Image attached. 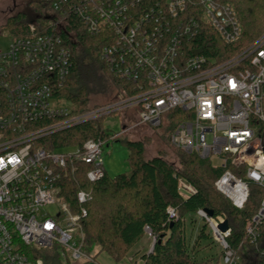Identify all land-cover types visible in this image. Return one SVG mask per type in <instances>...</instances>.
Listing matches in <instances>:
<instances>
[{"label":"built area","instance_id":"obj_1","mask_svg":"<svg viewBox=\"0 0 264 264\" xmlns=\"http://www.w3.org/2000/svg\"><path fill=\"white\" fill-rule=\"evenodd\" d=\"M72 14L90 34L105 33L101 59L117 77L133 83L134 94L79 113L54 95L55 84L65 82L72 67L64 39V34L74 36ZM204 23L226 45L244 35L230 2L56 0L45 20L29 24L30 35L12 37L8 49L0 50V264H46L38 251L54 248L62 249L57 256L69 264H99L83 245L91 192L79 190L75 212L60 196V183L77 172V162L90 166L89 181L103 178L105 141L52 149L43 140L119 111L132 109L140 125L158 128L179 111L171 143L224 168L215 184L236 207L246 205L252 184L264 189V32L219 60L193 53L191 43ZM179 180L181 194L196 193L193 184ZM52 205H59L56 214L49 211ZM198 216L222 250L221 264H244L228 242L231 227L219 228L226 216L205 209ZM263 222L264 199L247 224L253 243L261 238Z\"/></svg>","mask_w":264,"mask_h":264},{"label":"trees","instance_id":"obj_2","mask_svg":"<svg viewBox=\"0 0 264 264\" xmlns=\"http://www.w3.org/2000/svg\"><path fill=\"white\" fill-rule=\"evenodd\" d=\"M56 0H34L30 7L35 12H19L8 17L0 31L13 37L30 35L29 24L42 22L53 10ZM232 3L244 26L240 41L226 45L213 29L203 24L199 35L193 39V53L205 54L217 59L235 55L252 44L264 32V0H217ZM67 2V1H66ZM67 3L64 9L67 8ZM71 27L74 36L64 34L66 45L72 52V67L65 82L56 83L54 95L71 102L74 113L108 103L118 97L136 92L133 83L117 77L101 59V51L108 43L105 33L92 35L87 32L80 18L72 14ZM203 23V22H202ZM112 93L107 102H95V95ZM179 111L167 115V121L160 129H167L169 142L171 134L181 119ZM105 117L88 121L67 129L43 142L55 149L68 145L83 144L88 139H109L103 128ZM114 137V136H113ZM123 140L130 149V173H120L110 177L106 171L103 178L92 182L87 178L90 166L77 162L74 175L65 177L60 185V196L76 212L77 193L81 189L91 192L86 202L88 214L83 219L84 248L95 255L106 252L115 260L128 256L146 233V227L155 237L153 250L130 264H221L222 250L216 255H203L206 249L216 247L209 224L196 231L194 225L200 218V209L210 210L215 216L225 215L232 229L228 242L234 252L240 255L244 264H264V222L260 226L261 238L253 243L247 233V224L257 214L264 199V189L251 185V194L243 208L232 201L216 187V181L224 168L213 166L210 159L198 154H189L178 149L179 165L170 162L165 152L152 158L145 157V143L142 140ZM172 144V143H171ZM179 179H184L196 187V193L185 196L179 191ZM174 208L177 217H171L168 208ZM190 217L192 229L188 233L187 219ZM136 255V253H135ZM46 264H52L45 259Z\"/></svg>","mask_w":264,"mask_h":264},{"label":"rangeland","instance_id":"obj_3","mask_svg":"<svg viewBox=\"0 0 264 264\" xmlns=\"http://www.w3.org/2000/svg\"><path fill=\"white\" fill-rule=\"evenodd\" d=\"M33 1L34 0H0V29L1 26L6 23L8 17L19 12L27 13L29 14V17L33 19L35 12L30 7V2ZM12 37L13 36L8 32L0 31V50L8 49V45H10ZM112 97H114L112 93H104V95H95L91 99L94 104L98 101L103 103L110 101ZM65 105H68V103L65 102ZM103 128L105 132L110 135L107 142H105L103 151L105 168L110 177H116L120 173H130L131 171V164L128 154L130 153L129 146L123 140L115 139L113 137L114 135H119V137L124 140L144 141L146 158H152L162 154V152H165V157L170 162L175 163L177 166L179 165V154L177 152L178 148L176 149V147L169 142L168 138H166L168 135L167 129H160L147 124L140 125L137 113L132 109L128 111H119L105 117ZM208 140L209 142L212 141L211 134H209ZM214 162H217V160L215 159ZM58 210L59 205H52L49 207V211L52 214H56ZM203 223L204 220L199 218L194 225V229L198 231ZM187 226V231L189 233L192 229L190 217L187 219ZM154 244L155 240L152 238L151 231L150 229H147L142 241L137 244L130 252H128V256L121 260H115L106 252H100L98 255L92 253V256L99 264H130L131 260L139 259L141 255L152 251ZM215 245L216 247L211 249L208 248L203 251L202 254L209 255L210 253L216 255L219 251H221V248L216 241ZM59 251H62V249H42L38 251V255L39 257L48 259V261L52 264H69L67 257L60 255L57 256ZM69 256L70 255L68 253V257ZM141 263L142 262L140 261L139 264Z\"/></svg>","mask_w":264,"mask_h":264},{"label":"water","instance_id":"obj_4","mask_svg":"<svg viewBox=\"0 0 264 264\" xmlns=\"http://www.w3.org/2000/svg\"><path fill=\"white\" fill-rule=\"evenodd\" d=\"M207 211H208V213H209L211 216L214 215V212H213V211H210V210H207ZM229 227H230V225H229V221H228V220H226L225 222H222V223L219 225V228L222 230V232L228 230ZM153 247H154V245H153Z\"/></svg>","mask_w":264,"mask_h":264},{"label":"crops","instance_id":"obj_5","mask_svg":"<svg viewBox=\"0 0 264 264\" xmlns=\"http://www.w3.org/2000/svg\"><path fill=\"white\" fill-rule=\"evenodd\" d=\"M107 171V170H106Z\"/></svg>","mask_w":264,"mask_h":264}]
</instances>
